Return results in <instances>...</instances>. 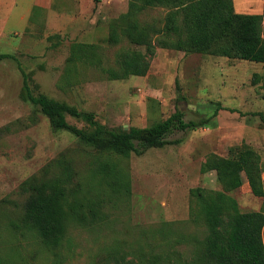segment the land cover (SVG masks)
Segmentation results:
<instances>
[{
	"label": "rangeland",
	"instance_id": "374dc122",
	"mask_svg": "<svg viewBox=\"0 0 264 264\" xmlns=\"http://www.w3.org/2000/svg\"><path fill=\"white\" fill-rule=\"evenodd\" d=\"M245 1L238 0L239 6ZM129 4L0 0V53L16 57L0 61V264H214L206 255L208 230L191 189L224 191L220 163L241 146L261 155L264 179L259 115L264 114V64L157 47L146 76L112 80L104 69L118 70L119 54L136 48L121 33ZM136 13L142 26L157 28L168 9ZM113 28L116 44L109 41ZM75 43L95 45L91 60L71 63ZM18 62L38 93L93 112L111 129L149 127L179 108L186 122H208L193 131L175 130L167 137L170 144L141 155L99 153L70 132L53 130L21 99ZM68 121L84 126L70 116ZM64 152L75 161L80 195L88 199V225L71 223L62 244L52 248L25 225L28 195L21 185L42 176ZM103 162L115 163L130 180L127 194L115 192L98 173ZM230 195L242 212L264 210V197L252 193L246 177Z\"/></svg>",
	"mask_w": 264,
	"mask_h": 264
},
{
	"label": "trees",
	"instance_id": "16d2710c",
	"mask_svg": "<svg viewBox=\"0 0 264 264\" xmlns=\"http://www.w3.org/2000/svg\"><path fill=\"white\" fill-rule=\"evenodd\" d=\"M157 6L168 9L162 27L142 26L135 18L136 12ZM122 19L125 25L121 33L136 48L119 54L118 70L104 69L112 80L146 76L157 47L264 64V14L238 13L234 0H130L129 12ZM117 30L113 28L109 40L114 44L119 41ZM153 35L157 36L155 40ZM93 48L92 44H73L71 63L76 66V62L91 60L88 57ZM15 58L13 54L0 53V61ZM18 66L23 76L21 99L45 116L53 130L68 131L80 144L99 153L125 158L134 153L141 155L148 149L170 144L167 137L175 130L193 131L208 122L207 119L186 122L183 113L177 110L168 119L149 127L111 129L93 112L38 93L31 74L20 62ZM259 115L264 122V114ZM69 116L84 126L70 124ZM220 166L224 191L191 189L208 230L206 255L214 264H264V210L242 212L238 201L230 195L243 186L246 177L252 193L264 197L261 155L248 146L234 147L230 158ZM97 170L115 192L130 191V180L117 172L115 163L103 162ZM43 172L42 176H33L21 185L22 192L28 195L24 222L38 232L46 246L56 248L62 244L71 223L88 225L85 211L88 199L80 195L75 161L67 153L49 163ZM90 210L96 215L92 206Z\"/></svg>",
	"mask_w": 264,
	"mask_h": 264
},
{
	"label": "crops",
	"instance_id": "0c3cea01",
	"mask_svg": "<svg viewBox=\"0 0 264 264\" xmlns=\"http://www.w3.org/2000/svg\"><path fill=\"white\" fill-rule=\"evenodd\" d=\"M234 6H235L236 12L238 13L264 14V0H258V2H254L253 0H246L244 2V6L242 5V2L240 3V6H239L238 0H234ZM239 7H243V8H239Z\"/></svg>",
	"mask_w": 264,
	"mask_h": 264
},
{
	"label": "water",
	"instance_id": "95a60500",
	"mask_svg": "<svg viewBox=\"0 0 264 264\" xmlns=\"http://www.w3.org/2000/svg\"><path fill=\"white\" fill-rule=\"evenodd\" d=\"M179 110H180V108H179Z\"/></svg>",
	"mask_w": 264,
	"mask_h": 264
}]
</instances>
